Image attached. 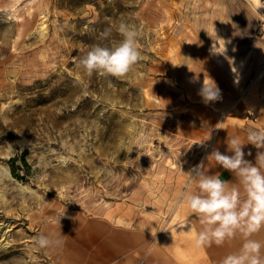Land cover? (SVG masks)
Here are the masks:
<instances>
[{"label": "rangeland", "instance_id": "obj_1", "mask_svg": "<svg viewBox=\"0 0 264 264\" xmlns=\"http://www.w3.org/2000/svg\"><path fill=\"white\" fill-rule=\"evenodd\" d=\"M246 4L0 0V264H95L84 234L125 214L161 218L162 197L186 181L218 119L181 70L234 37L226 22L249 20ZM121 22L139 31L143 59L121 78L88 76L80 58L119 42ZM38 234L64 243L40 249Z\"/></svg>", "mask_w": 264, "mask_h": 264}, {"label": "crops", "instance_id": "obj_2", "mask_svg": "<svg viewBox=\"0 0 264 264\" xmlns=\"http://www.w3.org/2000/svg\"><path fill=\"white\" fill-rule=\"evenodd\" d=\"M257 2L251 0L250 5L244 6L249 10V20L226 22L228 28L236 30L234 37L227 32L222 37L223 43L213 42L209 55L204 51L202 55H194L181 70L188 84L186 92L194 94L192 99L202 101L200 105L206 106L199 94L204 80L211 79L220 90V99L207 103L210 112L206 115L213 118L217 111L218 119L209 120L214 131L196 165L203 161L209 175L219 176L237 187L240 185L230 172L206 157L213 148L230 155L226 141L236 137L246 144L245 159L255 163L258 149L247 144L248 131L254 123L244 120L243 114L246 109H251L258 116L257 123L264 124V24H259L255 10ZM188 180L189 176L185 182L170 184L171 190L162 197L161 218L125 214V223L104 222L94 230L97 233L91 232L88 237L84 234L78 242L90 244L86 254L96 261L95 264H221L227 254L240 249L244 237L237 234L222 246L195 247L194 237L202 226L199 218L190 214L180 199ZM186 221L188 224L180 226ZM191 226L192 231L188 232ZM253 238L264 245V230Z\"/></svg>", "mask_w": 264, "mask_h": 264}, {"label": "clouds", "instance_id": "obj_3", "mask_svg": "<svg viewBox=\"0 0 264 264\" xmlns=\"http://www.w3.org/2000/svg\"><path fill=\"white\" fill-rule=\"evenodd\" d=\"M117 31L122 37L119 42L111 45L95 44L80 58L78 67L88 76L98 74L102 77L121 78L143 59L138 44L139 31L125 22L119 24ZM110 33L111 29H106L103 35L107 37ZM199 94L206 104L220 99V90L211 79L204 80ZM247 140V144L258 149L255 163L245 159L246 144L236 137L226 141L230 155L213 148L206 157L208 161L211 158L230 172L240 187L219 176L209 175L201 161L187 173L189 180L180 194L181 201L190 210V214L199 218L202 226L194 237L196 248H206L213 244L222 246L237 234L244 237L240 249L227 254L221 264H264V245L253 238L264 230V130H249ZM204 142L199 144L203 146ZM186 224L187 221L180 226ZM63 243L61 239L53 240L43 234L34 237V245L40 249L58 247Z\"/></svg>", "mask_w": 264, "mask_h": 264}, {"label": "built area", "instance_id": "obj_4", "mask_svg": "<svg viewBox=\"0 0 264 264\" xmlns=\"http://www.w3.org/2000/svg\"><path fill=\"white\" fill-rule=\"evenodd\" d=\"M256 9H257L256 12H257L258 19H259V24L262 25L264 24V0H258L255 10ZM224 113L225 112H223L221 116H223ZM243 119L254 123L253 127L250 130H264V124L257 123L258 116L253 110L246 109L243 114Z\"/></svg>", "mask_w": 264, "mask_h": 264}, {"label": "trees", "instance_id": "obj_5", "mask_svg": "<svg viewBox=\"0 0 264 264\" xmlns=\"http://www.w3.org/2000/svg\"><path fill=\"white\" fill-rule=\"evenodd\" d=\"M18 158V155H14V156H11L9 158V163H10V166H11V171L13 173L14 176H16L17 178H23L22 174H20L18 171H16V167H18L19 165L16 164V160ZM21 159H22V163L26 166H28L24 156L22 155L21 156ZM27 168V167H26Z\"/></svg>", "mask_w": 264, "mask_h": 264}]
</instances>
